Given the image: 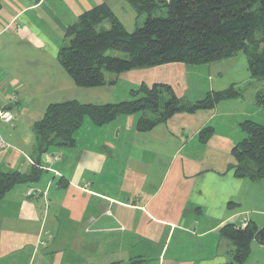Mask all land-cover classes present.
Here are the masks:
<instances>
[{
  "label": "crops",
  "instance_id": "0c3cea01",
  "mask_svg": "<svg viewBox=\"0 0 264 264\" xmlns=\"http://www.w3.org/2000/svg\"><path fill=\"white\" fill-rule=\"evenodd\" d=\"M130 1L0 0V67L7 61L1 51L11 50L21 77L0 80L4 96L18 97L6 107L13 122L0 123L7 145L0 147V174H28L35 167L32 127L51 103L124 102L142 84L168 85L191 103L213 92L221 61L107 74V84L98 88L75 85L57 62L67 27L100 4L125 27L123 19L136 18ZM201 68L208 87L197 75ZM122 79L131 84L123 90ZM195 81L197 90H190ZM242 99L176 113L147 132H138L137 122L148 112L118 116L101 127L85 119L73 147L51 148L38 158V181L17 185L0 198V264L230 262L233 248L220 229L254 221L259 230L256 216L264 217V179L237 178L232 168V148L245 138L240 123L251 120L229 107ZM208 127L213 134L202 142L199 133ZM254 244L264 246L253 240L251 248Z\"/></svg>",
  "mask_w": 264,
  "mask_h": 264
},
{
  "label": "trees",
  "instance_id": "16d2710c",
  "mask_svg": "<svg viewBox=\"0 0 264 264\" xmlns=\"http://www.w3.org/2000/svg\"><path fill=\"white\" fill-rule=\"evenodd\" d=\"M130 4L136 18L145 16L143 24L132 32L105 4L82 13L67 27L57 62L77 87H102L107 84V74L118 77L133 70L176 63L202 66L239 52L247 56L250 78L264 82V0H131ZM156 12L165 15L155 17ZM113 52L125 57L112 55ZM241 96L242 92L231 85L191 103L176 97L168 85L142 84L124 102L51 103L32 127L37 154L35 167L28 174H0V198L17 185L38 181L42 174L38 158L51 148L73 147L75 133L85 119L101 127L118 116L148 112L151 118H140L137 122V131L147 132L176 113L211 110L222 101ZM256 98L258 104H264V91ZM240 129L245 138L232 148L233 173L237 178L263 180L264 125L246 120L240 123ZM212 134L211 127L205 128L199 139L206 142ZM257 231L253 222L244 227L226 224L220 229V235L233 248L231 261L225 264H243L247 260ZM124 264H142V260L132 259Z\"/></svg>",
  "mask_w": 264,
  "mask_h": 264
},
{
  "label": "rangeland",
  "instance_id": "374dc122",
  "mask_svg": "<svg viewBox=\"0 0 264 264\" xmlns=\"http://www.w3.org/2000/svg\"><path fill=\"white\" fill-rule=\"evenodd\" d=\"M165 13L162 12H156L153 16H164ZM127 19H123V22L126 24L125 28L128 32H132L136 26H141L143 24V21L145 19V16H141L139 18H135L133 21L132 17H127ZM104 26L107 27V23H104ZM1 42V40H0ZM13 51L8 50L7 52L1 51L2 55L7 54L4 58H7V61H1L2 68L0 67V80H3V77L7 81L11 80H17L21 77L19 76V61L17 60V57L15 58L14 54H10ZM112 55L124 58L125 54L122 53H111ZM36 59L37 56L35 57ZM221 61L218 65L220 76L218 78H214V82H212L213 89L212 91L218 92L222 91L231 85H234L236 89H239L242 92V101L239 102V104L229 107H233L234 112L241 113V115H246L247 117H250L252 121L264 124V104H258L257 103V94L264 91V82H258L255 80H252L249 76L248 72V63H247V56L239 52L237 55L219 60ZM198 73L200 75H198ZM202 73V74H201ZM197 75L202 78H208V75L204 73L203 68H201L200 72L197 71ZM196 75V76H197ZM200 83H204V87H208V82L205 79H201ZM120 86L119 88L121 90L124 89V85H131L128 83V81H124L123 79L120 80ZM198 88V84L195 81L191 84L190 90ZM17 89V88H15ZM119 90L121 93L122 91ZM197 90V89H196ZM16 91V90H15ZM17 96V95H16ZM130 99V98H129ZM128 99V100H129ZM165 100V97L163 98ZM163 101H161V106H163ZM231 105V104H230ZM205 111V110H203ZM138 117L141 116L140 114H136ZM147 118L151 117L149 113L144 114ZM247 117H243L242 120L247 119ZM85 123V121H84ZM261 191V190H260ZM259 191V192H260ZM264 189L262 190V192ZM255 222L259 226V231L264 230V217L263 216H256ZM254 222V221H253ZM220 253L224 254V248L220 249ZM228 260H231V257H228ZM243 264H264V246H256L254 244L251 248V253L247 260Z\"/></svg>",
  "mask_w": 264,
  "mask_h": 264
},
{
  "label": "built area",
  "instance_id": "2783aa9c",
  "mask_svg": "<svg viewBox=\"0 0 264 264\" xmlns=\"http://www.w3.org/2000/svg\"><path fill=\"white\" fill-rule=\"evenodd\" d=\"M17 101H18V97L14 93L10 94L8 97L6 95L4 96L3 88L0 84V123L10 124L13 122L14 115L6 107L7 105L11 106V105L16 104ZM6 146L7 145L4 143V141L0 137V147L3 148Z\"/></svg>",
  "mask_w": 264,
  "mask_h": 264
},
{
  "label": "water",
  "instance_id": "95a60500",
  "mask_svg": "<svg viewBox=\"0 0 264 264\" xmlns=\"http://www.w3.org/2000/svg\"><path fill=\"white\" fill-rule=\"evenodd\" d=\"M254 240L257 243L262 244L264 242V230L257 231V233L254 236Z\"/></svg>",
  "mask_w": 264,
  "mask_h": 264
}]
</instances>
